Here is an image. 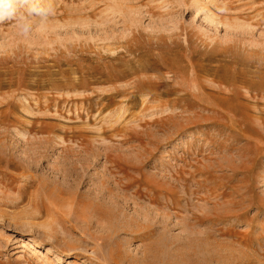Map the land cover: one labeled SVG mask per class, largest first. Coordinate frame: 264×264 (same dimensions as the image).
Instances as JSON below:
<instances>
[{
    "label": "rangeland",
    "instance_id": "374dc122",
    "mask_svg": "<svg viewBox=\"0 0 264 264\" xmlns=\"http://www.w3.org/2000/svg\"><path fill=\"white\" fill-rule=\"evenodd\" d=\"M54 3L0 25V264H264V0Z\"/></svg>",
    "mask_w": 264,
    "mask_h": 264
},
{
    "label": "clouds",
    "instance_id": "9594fccd",
    "mask_svg": "<svg viewBox=\"0 0 264 264\" xmlns=\"http://www.w3.org/2000/svg\"><path fill=\"white\" fill-rule=\"evenodd\" d=\"M55 12L54 0H0V25L11 24L27 37L37 24L47 23Z\"/></svg>",
    "mask_w": 264,
    "mask_h": 264
},
{
    "label": "bare ground",
    "instance_id": "6f19581e",
    "mask_svg": "<svg viewBox=\"0 0 264 264\" xmlns=\"http://www.w3.org/2000/svg\"><path fill=\"white\" fill-rule=\"evenodd\" d=\"M154 194V193H153ZM197 234V233H196ZM203 251V250H202ZM135 263V262H134ZM191 264V263H190Z\"/></svg>",
    "mask_w": 264,
    "mask_h": 264
}]
</instances>
